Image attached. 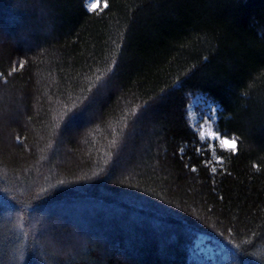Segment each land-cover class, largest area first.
<instances>
[{"label":"trees","instance_id":"16d2710c","mask_svg":"<svg viewBox=\"0 0 264 264\" xmlns=\"http://www.w3.org/2000/svg\"><path fill=\"white\" fill-rule=\"evenodd\" d=\"M100 2L0 0V264H264V0Z\"/></svg>","mask_w":264,"mask_h":264},{"label":"rangeland","instance_id":"374dc122","mask_svg":"<svg viewBox=\"0 0 264 264\" xmlns=\"http://www.w3.org/2000/svg\"><path fill=\"white\" fill-rule=\"evenodd\" d=\"M104 4L100 0H85V8L88 11H97L102 8ZM217 107L212 105L208 100L202 96H197L191 101V105L188 109V118L191 127L198 133L199 137L209 144L216 143L221 148L229 151L235 149V141L232 138L221 136L215 129V123L217 121ZM71 206H82L88 208L89 205L85 204H71ZM84 209H68L59 211L57 217L66 218L69 220H80V217H83ZM82 230V229H81ZM200 242H202L200 240ZM197 241L196 249L198 253L203 255L207 254L210 256V247L202 246V243ZM217 254V252H215Z\"/></svg>","mask_w":264,"mask_h":264},{"label":"bare ground","instance_id":"6f19581e","mask_svg":"<svg viewBox=\"0 0 264 264\" xmlns=\"http://www.w3.org/2000/svg\"><path fill=\"white\" fill-rule=\"evenodd\" d=\"M218 115V114H217Z\"/></svg>","mask_w":264,"mask_h":264}]
</instances>
